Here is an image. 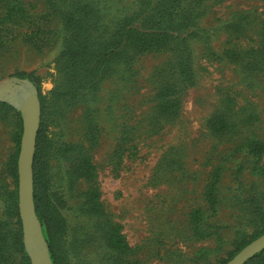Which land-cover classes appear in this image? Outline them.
I'll list each match as a JSON object with an SVG mask.
<instances>
[{
  "label": "rangeland",
  "instance_id": "1",
  "mask_svg": "<svg viewBox=\"0 0 264 264\" xmlns=\"http://www.w3.org/2000/svg\"><path fill=\"white\" fill-rule=\"evenodd\" d=\"M158 1L0 0V84L26 79L45 98L38 192L63 241L56 262L40 221L52 264H226L264 230V0H181L183 43L126 48L80 97L70 91ZM182 47L192 83L180 75ZM0 102V264H26L13 199L23 117ZM88 191L99 210H87ZM113 226L128 250L106 243Z\"/></svg>",
  "mask_w": 264,
  "mask_h": 264
},
{
  "label": "trees",
  "instance_id": "2",
  "mask_svg": "<svg viewBox=\"0 0 264 264\" xmlns=\"http://www.w3.org/2000/svg\"><path fill=\"white\" fill-rule=\"evenodd\" d=\"M181 0H159L155 5L150 7V9L143 15L138 16L136 18L128 20L124 25L109 39L105 42L101 56L98 62V66L96 69L86 71L82 77L76 80L70 81V91L73 93L74 97H80L82 93L85 91L86 86H92L95 80L100 75L101 71L104 70L107 65L124 49L126 48H134L138 51H152L159 50L165 48L168 44H170L174 39H180L181 43L184 42L186 38V32L188 30V22L183 21L180 16H177L178 9L176 8ZM179 54L182 56V71H180V75L183 74L186 78L185 81L188 83H192L194 81V74L192 71V62L188 52V48L182 47L179 51ZM38 95L41 101V109L43 111L45 107V98L42 94L41 88L38 87ZM8 106V104L0 102V107ZM172 106H168L166 109L171 110ZM22 124V121H21ZM41 128V127H40ZM23 134V125H21L20 133L18 135V147L16 158L14 162V174L16 176V191L14 193V203L16 214L18 218V223L20 228L22 229V220L19 213L18 207V156L20 153V139ZM39 137H40V129L37 134V146L35 152V158L33 163V171H34V200L36 206V212L40 219V221L44 225V232L49 241L50 250L52 257L57 262L58 254L57 242H63L62 239H59L57 236L58 226L56 227V223L60 221L58 216L48 215L46 219L44 218L43 207L40 204L39 192H38V181L39 175L37 170V160H38V149H39ZM260 148H264V145L258 146ZM82 167L85 170L82 175H86L88 177L92 176L95 171L94 164L90 161L89 158L84 157L82 159ZM215 190L214 186L209 187V191L207 194V200L209 203L214 204L215 201L213 199V191ZM87 201L85 203L87 210H91L92 207L98 209V201H97V192L96 191H88L86 193ZM99 210V209H98ZM99 213V211H98ZM201 219L200 209H195L191 213V222L196 226L195 230H199V226L197 225ZM109 224H111L109 222ZM100 229V228H99ZM102 231V229H100ZM104 231V229H103ZM264 233V230L259 232L257 236L252 238L251 240L259 237ZM106 243L110 248L118 251H125L129 249L128 243L126 242L124 236L120 233L118 227H111L110 230L106 231ZM244 242L240 245L237 251L241 250L244 246L251 242ZM264 258V250L257 253L252 259H250L247 263H250L253 260H258ZM26 264H31L30 258L25 254Z\"/></svg>",
  "mask_w": 264,
  "mask_h": 264
},
{
  "label": "water",
  "instance_id": "3",
  "mask_svg": "<svg viewBox=\"0 0 264 264\" xmlns=\"http://www.w3.org/2000/svg\"><path fill=\"white\" fill-rule=\"evenodd\" d=\"M0 100L15 105L22 113L23 134L18 158L19 209L24 241L32 264H52L34 200L33 163L41 121V101L36 89L26 79L0 84ZM264 250V233L242 248L226 264H245Z\"/></svg>",
  "mask_w": 264,
  "mask_h": 264
}]
</instances>
